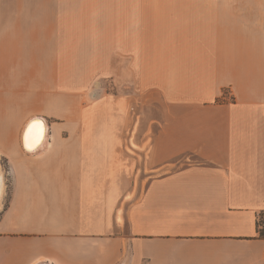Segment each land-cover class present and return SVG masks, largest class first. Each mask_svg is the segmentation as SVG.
I'll return each mask as SVG.
<instances>
[{
  "label": "crops",
  "instance_id": "obj_1",
  "mask_svg": "<svg viewBox=\"0 0 264 264\" xmlns=\"http://www.w3.org/2000/svg\"><path fill=\"white\" fill-rule=\"evenodd\" d=\"M116 1L0 0V264H264V0ZM78 49L116 50L115 107Z\"/></svg>",
  "mask_w": 264,
  "mask_h": 264
},
{
  "label": "rangeland",
  "instance_id": "obj_2",
  "mask_svg": "<svg viewBox=\"0 0 264 264\" xmlns=\"http://www.w3.org/2000/svg\"><path fill=\"white\" fill-rule=\"evenodd\" d=\"M122 2L123 1H121V3ZM121 3L116 0H108V12H130V10L128 9L135 8V6L138 7V3H135L134 5L131 2H129L126 5L125 3L124 5H122ZM153 5L157 7L156 8L157 12L159 11L160 12H181L180 10L181 0H154ZM141 8L139 5L140 10ZM153 8L155 7H152L151 10H153ZM90 51L91 50H87V49L76 50L77 62L81 61V63H77L71 66V69L75 72L77 87H80V89L82 88L85 90L84 92L81 93V95H84L83 102H86L89 104L93 102V100L98 94H102V95L107 94L109 97V102H108L109 108L110 106L115 107L116 106V103L114 101L115 95L118 93V91H121L117 85V81L115 77L118 66H121V65L116 64V50L115 49H107V50L94 49L92 51H94L95 55H93L92 57L89 54ZM101 52L104 53V56L102 55V57H101ZM52 67H54V72L56 71L55 69L58 68V66L45 65L44 66L45 72H48V73L52 72ZM69 67L70 66H59V68H69ZM46 83H48V81ZM48 87H50L48 88V90L52 89L51 88L52 84H48ZM122 89H124L125 91L131 90V87L125 86ZM91 94H92V97H91ZM144 113L145 115L143 117V122L140 124L137 123L135 125V128L132 131L131 135H133L134 137L146 138L148 140L154 134V125L151 122L148 123V116L146 112ZM108 117L110 119L111 125L113 126L112 128L113 132H111L112 135H122V134H124L125 136L130 135L131 125H129L125 129H120V132H119L115 128V124H116L115 118L116 117H115L114 112H109ZM0 170L2 173L3 184H4L3 194L1 197V202H3L4 199L7 198V193L5 192V190H6V184H8V177L6 173V162H4V160L1 159V157H0ZM143 178H144L143 175H141V179ZM263 213L264 212L259 214V217L262 223H264ZM261 225L262 226L259 228L264 227V224H261ZM258 226H259V220H258Z\"/></svg>",
  "mask_w": 264,
  "mask_h": 264
},
{
  "label": "bare ground",
  "instance_id": "obj_3",
  "mask_svg": "<svg viewBox=\"0 0 264 264\" xmlns=\"http://www.w3.org/2000/svg\"><path fill=\"white\" fill-rule=\"evenodd\" d=\"M48 137L46 122L41 118H33L27 122L21 132L23 147L27 151H35L39 148L45 138ZM3 177L0 170V204L3 194Z\"/></svg>",
  "mask_w": 264,
  "mask_h": 264
},
{
  "label": "trees",
  "instance_id": "obj_4",
  "mask_svg": "<svg viewBox=\"0 0 264 264\" xmlns=\"http://www.w3.org/2000/svg\"><path fill=\"white\" fill-rule=\"evenodd\" d=\"M263 214H264V213H263ZM263 222H264V220H263ZM258 233H259V236H260V237L264 238V227H263V228H259V229H258Z\"/></svg>",
  "mask_w": 264,
  "mask_h": 264
},
{
  "label": "built area",
  "instance_id": "obj_5",
  "mask_svg": "<svg viewBox=\"0 0 264 264\" xmlns=\"http://www.w3.org/2000/svg\"><path fill=\"white\" fill-rule=\"evenodd\" d=\"M258 220H259V227H261L262 226L261 224H264V223L261 222V219L259 216H258Z\"/></svg>",
  "mask_w": 264,
  "mask_h": 264
}]
</instances>
